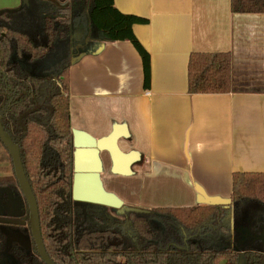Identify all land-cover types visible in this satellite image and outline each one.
<instances>
[{"label": "crops", "instance_id": "1", "mask_svg": "<svg viewBox=\"0 0 264 264\" xmlns=\"http://www.w3.org/2000/svg\"><path fill=\"white\" fill-rule=\"evenodd\" d=\"M22 3L0 0V8ZM113 3L147 20L132 30L149 54L150 84L129 41L103 42L71 65L72 131L107 144L99 161L82 155L76 195L140 209L229 199L232 173L264 171V14L232 13L230 0ZM196 52H229L230 92L188 93ZM112 135L118 161L108 148Z\"/></svg>", "mask_w": 264, "mask_h": 264}, {"label": "trees", "instance_id": "2", "mask_svg": "<svg viewBox=\"0 0 264 264\" xmlns=\"http://www.w3.org/2000/svg\"><path fill=\"white\" fill-rule=\"evenodd\" d=\"M230 9L236 14H264V0H230ZM26 12L33 22L42 23L36 36L20 28L27 26L21 18ZM146 22L121 13L113 0H27L14 8H0V124L19 148L48 257L54 264H264L262 246L246 247L242 262L231 246L234 210L253 203L264 211V171L232 173L230 203L225 205L128 208L124 214L131 238L119 228L85 227L82 202L71 199V57L103 42L129 41L142 59L148 88L150 57L132 30ZM75 32L81 35L78 39ZM230 89L229 52L190 54L189 94H224ZM7 160L10 156L0 140V162ZM10 166L12 176H0V192L9 189L18 196L27 219L26 202ZM0 212V264H46L34 244L30 249L14 244L7 252L4 230L12 225L2 219L14 216ZM94 219L100 223V218Z\"/></svg>", "mask_w": 264, "mask_h": 264}, {"label": "flooded vegetation", "instance_id": "3", "mask_svg": "<svg viewBox=\"0 0 264 264\" xmlns=\"http://www.w3.org/2000/svg\"><path fill=\"white\" fill-rule=\"evenodd\" d=\"M73 36H74V38L78 39L76 32L74 33ZM1 127H2V125H1ZM71 133H72L71 134V142H72V146H73L72 128H71ZM74 150H75V148L73 146V156H74ZM8 154H9V152H8ZM10 159H11V157H10ZM73 160H74V157H73ZM1 162H5V161H1ZM7 162H9V165L11 164L12 168H13L12 159L10 161L7 160ZM10 168H11V166H10ZM13 171H14V168H13ZM14 175H15V172H14ZM0 176H7V175H0ZM10 176H12V171H11ZM15 178H16V176H15ZM74 178H75V172H74V165H73L71 199H72V201L75 202L76 199L74 198V182H75ZM17 183H18V181H17ZM22 195H23V193H22ZM0 196H1V205H0L1 210L0 211L4 212L6 210L8 215L10 216L12 214V210H14V209H12L11 203L13 202V199L19 198V197L16 196L9 189L0 192ZM23 197H24V195H23ZM19 200H20V198H19ZM24 200H25L26 206H27V214H28L27 219L25 218V214H23L24 210H23V207L21 205L20 209H19V212H21L19 219H15V217H8L7 220H2V221H6V223L8 222V225H12L10 227V229H12V230H10V229L4 230V234L6 237V247L5 248H7V252H10V250L12 249L14 244H17L19 247H21L23 249H30L32 244H34L35 249H36V245H35V242H34V239L32 237V233H31V229H30V224H29L30 223V217H29V211H28V204H27L25 197H24ZM20 202L22 203L21 200H20ZM82 203L79 204L80 207L79 206L78 207L80 208L81 212L87 213L86 214V225H85V227L92 228L94 226H98L99 228H107V227L108 228H114V229L119 228L124 232V234H125L124 236H127L129 238H131L133 236V231L130 228L129 222L126 220V217L124 214V212L126 210H129L128 208H133V207H127V206H123V205L117 206V207H120L122 209V212H121V217L115 218V217L110 216V213L107 210L108 207H106L104 209V208H98V207H91L89 205H82ZM86 203H88V202H86ZM255 207H258V208L255 209ZM88 212H90V213H88ZM263 212L264 211L262 210V208H260V206H258L257 204H253V203L252 204L244 203L241 205L240 209H238V212L236 209L233 212V217L231 220L232 221L231 225H232V230H233L232 238H231V246L236 252H238L241 255V257H240L241 262L243 260L242 254L244 253V251L246 252V250H247L246 247H249L251 245H253V247H251V249H257L260 246H262V253L264 254V226L262 224L263 215H264ZM244 213H247L248 215L243 216ZM254 214L260 215L261 219L256 218V215H254ZM38 216H39V213H38ZM94 217L100 218L99 224H98V222H96ZM39 225H40V218H39ZM82 225H83V223H80V226H82ZM16 227H18V228H16ZM27 227H28V229H27ZM40 233H41V229H40ZM8 238L12 239L10 244L7 243ZM17 238H20V240H16ZM41 239H42V235H41ZM42 242H43V239H42ZM43 245H44V242H43ZM44 248H45V245H44ZM45 250H46V248H45ZM36 252H37V249H36ZM2 261H4V260H2Z\"/></svg>", "mask_w": 264, "mask_h": 264}, {"label": "water", "instance_id": "4", "mask_svg": "<svg viewBox=\"0 0 264 264\" xmlns=\"http://www.w3.org/2000/svg\"><path fill=\"white\" fill-rule=\"evenodd\" d=\"M23 3H27V0H22ZM103 47V43L98 45L96 49L93 51H90L89 53L96 54L98 53ZM87 52L81 51L78 54L71 57V65L75 64L77 61H79ZM114 135L110 136L109 142L111 145H108L112 155L113 159L115 161H118V150L116 149L115 143H114ZM0 139L4 147L9 152V155L12 159V164L15 172L16 179L18 181L19 187L27 201L28 204V211H29V217H30V229L32 233V237L34 239L37 253L39 256L45 261L46 264H54L50 258L48 257L46 250L44 248L42 239H41V233H40V225H39V216H38V208L36 204L35 197L32 193V190L30 188V185L25 177L24 170L21 163L20 153L18 146L12 141L10 135L6 133L3 128L0 125ZM73 146L75 148L74 150V172H75V182H74V197L76 198V201L79 202H88L93 204L102 205L95 201L90 200H82L78 195H76V187L78 186V178L79 174L83 173L85 171L84 166L82 164V155L85 151H88L89 154H91L92 157H95L97 161L98 159V153L99 151L107 146L104 141H97L94 138H92L90 135H88L85 132L81 131H73ZM230 203V199L222 200V199H212L207 204L210 205H225ZM105 207H108L106 205H102ZM112 207V206H111ZM109 208V207H108ZM135 211H145V209L140 208H131ZM11 238L7 239V243L10 244ZM16 240H20V238H17Z\"/></svg>", "mask_w": 264, "mask_h": 264}, {"label": "rangeland", "instance_id": "5", "mask_svg": "<svg viewBox=\"0 0 264 264\" xmlns=\"http://www.w3.org/2000/svg\"><path fill=\"white\" fill-rule=\"evenodd\" d=\"M54 1H56L58 3H61L62 2V1H59V0H54ZM21 18L25 19V24L27 26L26 27L20 26V28L27 29L28 32L32 36H36L41 31L42 23H35V22H33L32 21V18L30 17V14L28 12H26V15L25 16H22ZM10 174H11V170H10L9 162H7V161L0 162V175L10 176ZM11 205H12V209H14V210H12L13 216L15 217V219H19V216L21 214V212H19V209H20V206L22 205V203L20 202L19 198L13 199V202L11 203ZM256 208H258V207H255V209ZM107 210L110 213V216L115 217V218L121 217L122 209L120 207H117V206L114 207L113 206V207H109V209L107 208ZM246 215H248V214L247 213H244L243 214V216H246ZM254 215H256V218H258V219L260 218L261 219V216L260 215H258V214H254ZM5 218L7 220L8 219V216L6 215ZM2 220H4V219H2ZM0 221H1V219H0Z\"/></svg>", "mask_w": 264, "mask_h": 264}]
</instances>
